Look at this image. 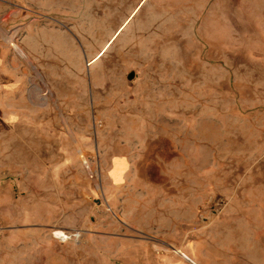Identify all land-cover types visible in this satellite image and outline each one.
Instances as JSON below:
<instances>
[{
    "label": "rangeland",
    "instance_id": "obj_1",
    "mask_svg": "<svg viewBox=\"0 0 264 264\" xmlns=\"http://www.w3.org/2000/svg\"><path fill=\"white\" fill-rule=\"evenodd\" d=\"M113 237L264 264V0H0V264Z\"/></svg>",
    "mask_w": 264,
    "mask_h": 264
},
{
    "label": "crops",
    "instance_id": "obj_2",
    "mask_svg": "<svg viewBox=\"0 0 264 264\" xmlns=\"http://www.w3.org/2000/svg\"><path fill=\"white\" fill-rule=\"evenodd\" d=\"M10 43L13 45V43L10 41ZM14 46V45H13ZM15 48V46H14ZM16 49V48H15ZM17 50V49H16ZM165 239V238H164ZM110 240H113V242H118V244L116 245V243L114 244V247L112 248V250L108 253L111 255L112 260L109 261L110 264H137L139 261H136L137 258L135 260L131 259V257L133 256V254L131 253V251L128 250V242H131L130 239H120V238H116L113 237ZM129 240V241H128ZM169 244L173 243V240L170 239H165ZM163 244V241H161V245ZM158 245V244H157ZM159 246V245H158ZM174 253H166L164 252V250H158L157 248L152 249V252L156 258V264H164L166 262V264H193L190 261L181 258L179 253L176 250H173ZM185 253H187L189 256H191L198 264H204V257H203V252L198 250L199 252H196L193 250L192 247L187 246L185 248H183V250ZM202 253V254H200ZM152 254V256H153ZM165 255L167 256V259H165ZM136 257H138V254H136ZM129 258L132 260L130 261Z\"/></svg>",
    "mask_w": 264,
    "mask_h": 264
},
{
    "label": "bare ground",
    "instance_id": "obj_3",
    "mask_svg": "<svg viewBox=\"0 0 264 264\" xmlns=\"http://www.w3.org/2000/svg\"><path fill=\"white\" fill-rule=\"evenodd\" d=\"M55 235L60 236V237L62 238V236H63V235H66V234H65L64 232H62L61 230H57V231L55 232ZM57 236H56V237H57ZM176 251L180 252V255H181L184 259L190 261V262L193 263V264H198V263H197V262H196L191 256H189L187 253L183 252L182 250L177 249Z\"/></svg>",
    "mask_w": 264,
    "mask_h": 264
},
{
    "label": "built area",
    "instance_id": "obj_4",
    "mask_svg": "<svg viewBox=\"0 0 264 264\" xmlns=\"http://www.w3.org/2000/svg\"><path fill=\"white\" fill-rule=\"evenodd\" d=\"M66 235H63V239H71L72 237H79L80 233L79 232H74V233H65Z\"/></svg>",
    "mask_w": 264,
    "mask_h": 264
},
{
    "label": "water",
    "instance_id": "obj_5",
    "mask_svg": "<svg viewBox=\"0 0 264 264\" xmlns=\"http://www.w3.org/2000/svg\"><path fill=\"white\" fill-rule=\"evenodd\" d=\"M133 76H134V73H133V72L129 73V74H128V79H132Z\"/></svg>",
    "mask_w": 264,
    "mask_h": 264
}]
</instances>
